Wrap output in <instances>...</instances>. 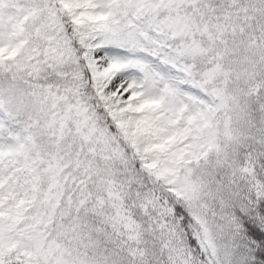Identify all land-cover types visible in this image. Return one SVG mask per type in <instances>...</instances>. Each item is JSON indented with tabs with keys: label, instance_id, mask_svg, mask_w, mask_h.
<instances>
[{
	"label": "snow or ice",
	"instance_id": "1",
	"mask_svg": "<svg viewBox=\"0 0 264 264\" xmlns=\"http://www.w3.org/2000/svg\"><path fill=\"white\" fill-rule=\"evenodd\" d=\"M0 264H264V0H0Z\"/></svg>",
	"mask_w": 264,
	"mask_h": 264
}]
</instances>
